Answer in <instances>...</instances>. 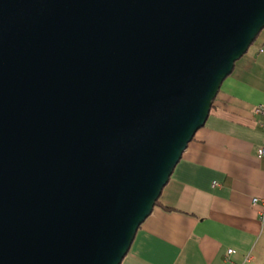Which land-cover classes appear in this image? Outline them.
I'll return each instance as SVG.
<instances>
[{
    "label": "water",
    "instance_id": "1",
    "mask_svg": "<svg viewBox=\"0 0 264 264\" xmlns=\"http://www.w3.org/2000/svg\"><path fill=\"white\" fill-rule=\"evenodd\" d=\"M264 0H0V264H121Z\"/></svg>",
    "mask_w": 264,
    "mask_h": 264
},
{
    "label": "crops",
    "instance_id": "2",
    "mask_svg": "<svg viewBox=\"0 0 264 264\" xmlns=\"http://www.w3.org/2000/svg\"><path fill=\"white\" fill-rule=\"evenodd\" d=\"M263 143L264 30L223 82L121 264H263L262 207L252 202L264 198Z\"/></svg>",
    "mask_w": 264,
    "mask_h": 264
},
{
    "label": "built area",
    "instance_id": "3",
    "mask_svg": "<svg viewBox=\"0 0 264 264\" xmlns=\"http://www.w3.org/2000/svg\"><path fill=\"white\" fill-rule=\"evenodd\" d=\"M257 111H261V109H257ZM258 157L260 159H264V143L258 148ZM254 205H260L262 209L260 210V220L264 222V198H258L255 197L252 200ZM229 252H232V250H229Z\"/></svg>",
    "mask_w": 264,
    "mask_h": 264
},
{
    "label": "trees",
    "instance_id": "4",
    "mask_svg": "<svg viewBox=\"0 0 264 264\" xmlns=\"http://www.w3.org/2000/svg\"><path fill=\"white\" fill-rule=\"evenodd\" d=\"M262 32H263V31H262ZM262 32H261V33H262ZM261 33H260V34H261ZM260 34H259V36H260ZM259 36H258V37H259ZM258 37H257V39H258ZM257 39H256V40H257ZM255 42H256V41H255ZM251 47H252V46H251ZM251 47H250V48H251ZM213 105H214V103H213ZM159 203H160V199L157 201L156 206H157ZM263 264H264V263H263Z\"/></svg>",
    "mask_w": 264,
    "mask_h": 264
},
{
    "label": "rangeland",
    "instance_id": "5",
    "mask_svg": "<svg viewBox=\"0 0 264 264\" xmlns=\"http://www.w3.org/2000/svg\"><path fill=\"white\" fill-rule=\"evenodd\" d=\"M253 45H254V44H253ZM253 45H252V46H253Z\"/></svg>",
    "mask_w": 264,
    "mask_h": 264
}]
</instances>
